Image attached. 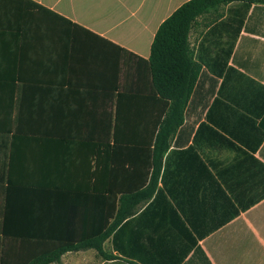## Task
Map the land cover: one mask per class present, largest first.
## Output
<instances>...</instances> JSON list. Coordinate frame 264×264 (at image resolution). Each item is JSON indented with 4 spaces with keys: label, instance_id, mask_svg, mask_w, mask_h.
<instances>
[{
    "label": "crops",
    "instance_id": "1",
    "mask_svg": "<svg viewBox=\"0 0 264 264\" xmlns=\"http://www.w3.org/2000/svg\"><path fill=\"white\" fill-rule=\"evenodd\" d=\"M188 1L0 0L7 249L101 235L149 185L165 113L148 61ZM189 41L200 73L155 194L105 240L111 259L87 248L51 264H264V0L198 17Z\"/></svg>",
    "mask_w": 264,
    "mask_h": 264
},
{
    "label": "trees",
    "instance_id": "2",
    "mask_svg": "<svg viewBox=\"0 0 264 264\" xmlns=\"http://www.w3.org/2000/svg\"><path fill=\"white\" fill-rule=\"evenodd\" d=\"M238 1L243 0H190L166 19L156 33L148 70L152 78V89L157 97V108L160 107V118L164 113L165 118L157 121L158 132L152 153L153 173L149 185L144 187L145 183H141L140 190L122 196L114 221L101 235L76 244L49 247L22 243L20 247L7 249L5 243L0 241V264L57 263L65 253L87 248L95 249L101 256L111 259V256L104 253L103 243L123 221L132 216L138 205L155 194L163 155L170 146L171 136L183 122L185 107L199 76L200 67L193 59L189 41L192 26L198 17Z\"/></svg>",
    "mask_w": 264,
    "mask_h": 264
}]
</instances>
